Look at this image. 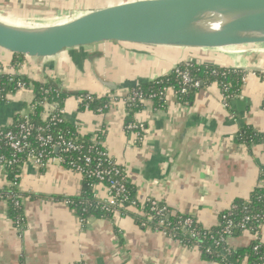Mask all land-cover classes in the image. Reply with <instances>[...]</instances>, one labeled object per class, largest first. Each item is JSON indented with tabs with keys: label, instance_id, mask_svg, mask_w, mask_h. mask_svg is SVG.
Listing matches in <instances>:
<instances>
[{
	"label": "crops",
	"instance_id": "1",
	"mask_svg": "<svg viewBox=\"0 0 264 264\" xmlns=\"http://www.w3.org/2000/svg\"><path fill=\"white\" fill-rule=\"evenodd\" d=\"M128 1L0 0V18L12 26L40 29ZM14 59L19 60L16 65ZM190 59L245 73L230 108L215 82L198 90L189 106L170 90L164 106L148 100L133 115L132 121L146 128L139 140L137 131L126 129L125 100L131 89L170 74ZM1 65L31 82L53 81L66 93L116 97L106 111L95 112L81 110L79 97L69 96L63 106L65 120L83 139L102 135L113 161L127 171L140 204L155 199L173 214L192 216L212 230L237 200H247L264 186V141H237L245 127L264 133V46L191 50L105 42L48 59L17 58L0 49ZM34 100L32 83L28 90L0 100V128L30 112ZM9 186L8 174L0 171V190ZM19 189L22 230L9 215L8 203L0 201V264H222L206 259L196 243L183 244L151 224L143 227L136 207L111 219L91 216L82 224L69 201L81 194L83 178L59 162L44 168L24 165ZM99 195L107 199L105 189L99 188ZM255 239L243 233L229 245L244 249ZM260 241L264 243V226Z\"/></svg>",
	"mask_w": 264,
	"mask_h": 264
},
{
	"label": "water",
	"instance_id": "2",
	"mask_svg": "<svg viewBox=\"0 0 264 264\" xmlns=\"http://www.w3.org/2000/svg\"><path fill=\"white\" fill-rule=\"evenodd\" d=\"M105 42L191 50L264 46V0H134L40 29L0 21V49L13 57L48 59Z\"/></svg>",
	"mask_w": 264,
	"mask_h": 264
},
{
	"label": "trees",
	"instance_id": "3",
	"mask_svg": "<svg viewBox=\"0 0 264 264\" xmlns=\"http://www.w3.org/2000/svg\"><path fill=\"white\" fill-rule=\"evenodd\" d=\"M18 58V57H17ZM19 62L18 59L13 60V65H16ZM179 69L181 71H189L192 77L196 81H200L203 85V87L207 86L211 83H217L222 90L227 89L226 96L227 101L229 103V107L231 105V102L235 98V96L240 92L242 85H243V79L245 76L244 72L234 70V69H227V68H220L213 65H195V64H180ZM8 76H0V88L3 89V93H11L16 92L17 90V81H23L30 87V83H32L34 92H35V100L33 102L34 110L32 111L30 115L31 123L36 128H43V133L45 135H53L54 137L63 136L65 138L70 137H77L78 133L77 131L70 126L67 123L59 124L57 126H52L48 124V121L46 119V108L41 105V103L44 101L45 95L44 91L47 88H56L60 89L59 86L53 82L49 81L46 84H42L40 82H31L29 79L16 76L15 83L9 84ZM180 77L176 70L174 69L173 72L170 74L163 76L161 78H158L153 81L140 83L137 86L133 87L131 91H139L143 93L145 96H149L152 94H157L155 98L152 99V101L156 104V106H164L165 100L160 97V92L164 88H173L175 92L180 91ZM198 92V90L192 89L188 95H181L179 94V97L181 99V102H192L194 99L195 94ZM90 93H66L64 91H61L60 96L53 95L51 101L52 102H59L60 106L63 108L64 102L69 96H77V97H83L87 96ZM91 95V94H90ZM126 101V100H125ZM89 107L87 108L86 105L81 106V110H92L95 112H99V110L106 111L107 105L109 103V99L103 98H95L92 102H88ZM129 103L126 101V106H128ZM143 105L133 106L128 108V112L130 116L128 117V123L132 121V116L136 113L142 110ZM102 111V112H103ZM22 123V120L20 119V116H17L12 123V129L15 132H20L18 129V126ZM127 123V124H128ZM39 132H37V129L32 132V135L29 138V143L31 145V149H35L36 151H45L46 154H51L52 150L50 149V146L43 147L41 145V142H39L38 139ZM99 137L103 140L102 135L99 134ZM85 144H89L91 142V138L87 137L84 140ZM237 141L239 143H243L246 145H255L262 143L264 141V133H258L255 132L250 127L243 128L237 138ZM54 152V151H53ZM9 158H12L13 155L11 151L9 150L5 152ZM59 156L58 153L54 154ZM65 158L66 163L63 164L65 168L68 169V164L75 160L74 154H62ZM26 157H22V163L20 164V168H17V165L12 168V170L9 173V182H16L18 185L20 184L21 175H22V168L24 165H26ZM69 170V169H68ZM262 180L264 182V174L262 176ZM98 183V180H96L95 177L91 178H84L83 179V189L79 197L70 200V205L73 209H75L79 215L80 218H89L91 216L104 218V219H111L113 218V213L106 212L102 209V205L100 204V201L95 197V192L93 190V185ZM126 187L129 191L130 201L131 202H137L138 207L140 208V215L138 216V223L142 225L143 222L146 221L144 214L150 212L151 205L150 203H144L140 204L138 199L136 198L135 189L132 187L130 182H126ZM0 193L5 195H11V196H18L22 197L23 195L20 192V189L17 187H8L5 189H2ZM131 202L127 203L126 209L128 210L129 206H131ZM235 206L237 207L235 210H233V214L229 219H231L235 225L234 234L233 237H239L243 233V228L241 227V224H245V217L249 216L251 218V222L246 223V227L249 230V233L256 238L254 241L251 242V244L244 248V249H235L231 247L230 245L228 248L231 250V254H228L224 248H218L216 249L213 247V241L210 239V236L217 235L222 229V225L226 223V220H224V216L228 214L227 211H225L220 218V224L218 227L206 231L196 219V225L195 228L197 231H200L202 235L204 233H208V238L202 239V243L200 244V248L202 251L203 256L211 261H219L222 264H264V243L260 241V231L262 227L264 226V219L263 220H256L254 219L256 216L261 215L264 217V186L258 187L256 190L252 193L250 198L247 200H237L235 203ZM9 206V215L13 219L14 223L16 224L18 221L23 220L25 222L24 217V207L17 208L15 206V203L13 202V198L8 201ZM170 210V209H169ZM170 212H172L170 210ZM190 216L188 215H176V214H169L164 217V220L166 223L170 224V230L172 233L177 234L178 239L185 241V244L192 245V243H196V241L192 240L189 236V231H186L184 229H181L179 227V224L185 221L186 218ZM159 223V217H157L151 225L156 226ZM176 229V230H175ZM211 249L212 255H208L206 253V250Z\"/></svg>",
	"mask_w": 264,
	"mask_h": 264
},
{
	"label": "built area",
	"instance_id": "4",
	"mask_svg": "<svg viewBox=\"0 0 264 264\" xmlns=\"http://www.w3.org/2000/svg\"><path fill=\"white\" fill-rule=\"evenodd\" d=\"M134 1V0H131ZM191 64V63H188ZM176 72L180 77V91L175 92L173 88H164L160 92V97H162L165 101L168 98V93L172 90L175 93L177 99L181 102L179 94L188 95L192 89L200 90L203 88V85L200 81H196L189 71H181L179 67L175 68ZM0 76H8L9 84L15 83L16 76H19L18 72L14 68L0 66ZM245 79H243V82ZM17 90L16 91H26L29 89V86L23 81H17ZM3 89L0 88V100H5L8 94L3 93ZM61 89L56 88H47L44 91V101L41 103L46 108V119L48 124L52 126H57L59 124L66 123L65 120V112L64 109L60 106L59 102H52V96L55 94L60 96ZM224 95V105L229 107V103L227 101L226 91L227 89L222 90ZM157 94H152L149 96H145L143 93L139 91H131L126 98V101L129 103L127 106V117L130 116L128 112L129 107L144 105V103L148 100H152L155 98ZM97 96L93 94H89L87 96H83L79 98V103L81 105H86L89 107L88 102H92ZM109 99V103L107 108L110 105V102L116 100L117 98L113 95L107 97ZM182 103V102H181ZM185 106H189V102L182 103ZM34 110L33 105L30 108V112L22 113L20 119L22 123L18 126L20 132H15L12 129V126L7 128H0V171H5L8 174L17 165V168H20V164L22 163V157H26L27 160L25 164H33L37 168H44L46 165L54 162H59L60 164H65V158L62 154H74L75 160H72L68 164V169L79 176L84 178L95 177L98 180V183L93 185V190L95 192V197L100 201L102 205V209L106 212L113 213V217L117 215L122 209H126L127 203L130 201L129 191L126 187V182L128 179L127 171L115 163L108 151L104 148L103 140L99 137L98 134L94 135L89 144H85L83 138L78 135L77 137L65 138L63 136L54 137L53 135H45L43 133V128H36L30 120V115ZM88 110V109H87ZM103 110H99L102 112ZM133 118V116H132ZM37 129L39 132L38 139L41 142L43 147L50 146L52 153L46 154L45 151H36L35 149H31V145L29 143V138L32 135V132ZM127 131H137V135L139 140L142 139L143 135L146 133V128L141 123H135L134 121L129 122L126 125ZM11 151L13 157L9 158L5 154L6 151ZM54 151V152H53ZM58 153L59 156L54 155ZM10 187H17L19 185L16 182H9ZM99 188H103L106 191L107 199L104 200L99 195ZM1 191V190H0ZM13 198V202L17 208L23 207V198L18 196L5 195L0 193V201H5L8 203L9 200ZM70 203V202H69ZM146 203H150L151 208L150 212L144 214L146 221L142 223L143 227H147L151 224L157 217H159V223L155 226V228L165 235L171 236L174 239H178L177 234L172 233L170 230V224L166 223L164 217L166 215L171 214L169 208L160 204L155 199H149ZM131 206L129 208L138 207L137 202H131ZM128 208V209H129ZM237 207L233 204L228 210V214L224 216V220H226L225 225H222V229L217 235L210 236V239L213 241V247L216 249L224 248L228 254H231L229 246V240L232 238L234 234L235 225L229 217L232 216L233 210ZM195 218L190 216L185 219L182 223L179 224L181 229L189 231V237L196 241V244L200 246L202 243V239L208 238V233H202L197 231L195 228L196 221ZM254 219L263 220L264 217L261 215L256 216ZM82 224H86L88 218H80ZM245 224H241L243 228V232L249 233V230L246 227V223L251 222V218L249 216L245 217ZM16 227L20 230L23 229L25 222L23 220L18 221ZM176 230V229H175ZM209 231V230H206ZM180 240V239H178ZM181 243L185 244V241L180 240ZM195 243V242H194ZM208 255H212V250H206Z\"/></svg>",
	"mask_w": 264,
	"mask_h": 264
},
{
	"label": "bare ground",
	"instance_id": "5",
	"mask_svg": "<svg viewBox=\"0 0 264 264\" xmlns=\"http://www.w3.org/2000/svg\"><path fill=\"white\" fill-rule=\"evenodd\" d=\"M0 21H2L3 22V20L0 18ZM4 23H5V21H4ZM6 24H7V22H6Z\"/></svg>",
	"mask_w": 264,
	"mask_h": 264
}]
</instances>
